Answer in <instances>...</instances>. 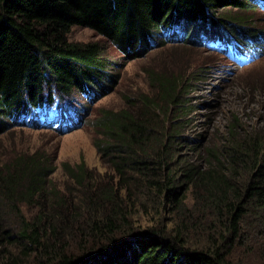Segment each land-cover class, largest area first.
<instances>
[{
	"label": "trees",
	"instance_id": "16d2710c",
	"mask_svg": "<svg viewBox=\"0 0 264 264\" xmlns=\"http://www.w3.org/2000/svg\"><path fill=\"white\" fill-rule=\"evenodd\" d=\"M255 1L0 0V118L45 127L41 117L59 103L74 113L70 92L96 96L91 85L110 60L96 42L69 41L74 26L131 51L159 33L205 45L242 32L250 52L264 32L238 30L230 10ZM192 78L154 72V95L103 112L93 145L110 177L79 162L63 163L56 180L58 169L36 153L0 159V264H252L248 253L264 264V142L239 133L235 118L205 143L183 134ZM82 114L76 108V125ZM147 209L154 217L136 231ZM161 209L174 219L162 225Z\"/></svg>",
	"mask_w": 264,
	"mask_h": 264
},
{
	"label": "rangeland",
	"instance_id": "374dc122",
	"mask_svg": "<svg viewBox=\"0 0 264 264\" xmlns=\"http://www.w3.org/2000/svg\"><path fill=\"white\" fill-rule=\"evenodd\" d=\"M250 5L246 10H230L241 18L240 22L235 21L238 30L264 32V4L257 0ZM223 11L216 9L214 15ZM175 33L169 35L176 36ZM158 35L150 39H155L156 44L150 47L139 45L131 51L118 49L89 28L72 27L67 34L69 41L96 42L110 60L100 83L91 85L96 96L88 97L89 93L83 88L70 92L69 99L72 98L71 103L79 114L83 113L82 119L80 124L62 131L59 128L77 121L76 108H73L74 113L68 110L65 121L59 119L58 128L18 124L8 116L0 118V159L12 152L36 153L58 169L54 176L56 180L61 179L59 172L63 163L72 166L83 162L93 177L112 176L107 162L99 157L93 145L100 139L98 119L104 111L124 107L126 98L154 95L149 87L150 75L158 71L193 77L189 80L190 86L182 93L183 103L190 105L183 116L190 120L183 127V134L198 136L205 143L209 137L223 136L228 123L235 118L239 133L256 134L264 142V39L260 40V45L254 46V52H246L245 46L239 42L243 38L242 32L228 36L232 43L221 38L205 45L193 42L189 37L170 40L161 33ZM179 36L182 38L183 34ZM144 39L148 43V38ZM48 120L49 116L44 122ZM184 201L189 202L188 199ZM153 217L150 209L143 216L138 212L133 229L135 226L136 231L146 230V221ZM155 218L163 225L166 220L174 219V213L161 209ZM166 226L170 227V223ZM248 260L259 264L253 253H248Z\"/></svg>",
	"mask_w": 264,
	"mask_h": 264
}]
</instances>
